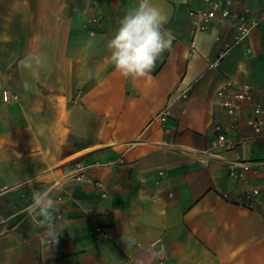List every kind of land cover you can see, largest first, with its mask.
<instances>
[{
    "label": "crops",
    "instance_id": "0c3cea01",
    "mask_svg": "<svg viewBox=\"0 0 264 264\" xmlns=\"http://www.w3.org/2000/svg\"><path fill=\"white\" fill-rule=\"evenodd\" d=\"M242 1L260 21L232 44L219 26L192 33L203 0H151L172 49L132 80L108 44L138 0H0V264H264V200L241 204L264 187V136L244 124L259 104L264 125V0ZM226 84L250 86L252 101L229 134L236 148L210 154ZM238 159L242 180L228 174ZM53 185L50 244L27 209Z\"/></svg>",
    "mask_w": 264,
    "mask_h": 264
},
{
    "label": "built area",
    "instance_id": "2783aa9c",
    "mask_svg": "<svg viewBox=\"0 0 264 264\" xmlns=\"http://www.w3.org/2000/svg\"><path fill=\"white\" fill-rule=\"evenodd\" d=\"M205 8L201 10H190L188 16L191 18L192 33H210L217 26L223 30L232 32V44L251 32L260 19L253 15L252 9L242 0H203ZM215 40L219 41L220 36L216 35ZM231 44H225L221 50V55L225 54ZM226 84L215 93L218 107L224 112L221 122L213 125L214 138L210 143V154L216 150H234L239 142L229 138V134L236 132L238 121L242 116V109L245 104L252 101V89L248 85ZM2 101L5 103L16 102L18 95L2 91ZM170 114L169 107H164L155 120L164 121ZM262 109L259 104H253L251 114L245 118L244 124L256 136H264V125L260 119ZM247 140L242 139L240 143ZM264 145V142H263ZM79 170H83L81 165H77ZM249 170V164L245 161L237 160L230 164L228 174L231 178L242 180L245 171ZM76 180H84L83 173L76 176ZM99 191L100 198L107 197L103 183L99 180H85ZM264 200V187H253L246 191L242 206L253 208L254 203ZM100 230V227L96 228ZM105 235V234H104Z\"/></svg>",
    "mask_w": 264,
    "mask_h": 264
},
{
    "label": "clouds",
    "instance_id": "9594fccd",
    "mask_svg": "<svg viewBox=\"0 0 264 264\" xmlns=\"http://www.w3.org/2000/svg\"><path fill=\"white\" fill-rule=\"evenodd\" d=\"M168 16L151 0H138V5L129 10L119 21V27L110 39V62L123 77L132 80L150 79L159 58L171 51L174 37L165 28ZM58 185L32 192L28 214L38 219L41 226L47 225L46 237L50 244L58 242L59 235L52 221L57 211L53 197Z\"/></svg>",
    "mask_w": 264,
    "mask_h": 264
}]
</instances>
